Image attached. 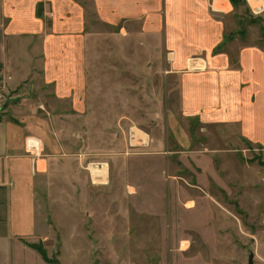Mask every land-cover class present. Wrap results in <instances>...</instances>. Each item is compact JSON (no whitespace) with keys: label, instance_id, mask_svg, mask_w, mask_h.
<instances>
[{"label":"rangeland","instance_id":"374dc122","mask_svg":"<svg viewBox=\"0 0 264 264\" xmlns=\"http://www.w3.org/2000/svg\"><path fill=\"white\" fill-rule=\"evenodd\" d=\"M228 6L226 47L216 52L239 67L247 50L258 72L264 4L211 2ZM88 12L99 33L84 104L51 94L52 110L37 107L57 146L38 195L45 231L0 264H248L251 253L264 264V143L238 123L184 116L179 78L158 70L157 40L99 26ZM4 89L0 120L12 93ZM35 142L27 139L28 152ZM92 164L108 166L106 182L94 181Z\"/></svg>","mask_w":264,"mask_h":264},{"label":"crops","instance_id":"0c3cea01","mask_svg":"<svg viewBox=\"0 0 264 264\" xmlns=\"http://www.w3.org/2000/svg\"><path fill=\"white\" fill-rule=\"evenodd\" d=\"M84 1L0 0L1 88L12 92L0 120V258L5 260L23 252V239L45 231L38 195L57 146L37 107L52 110L51 94L74 100L78 109L84 104L90 48L99 33L88 7L99 26L128 37L133 32L144 42L157 40L158 70L179 78L184 116L204 124L238 123L245 135L264 143L262 57L253 58L261 68L257 72L247 50L239 67L231 66L228 51L216 52L226 41L221 15L231 7L214 10L213 0ZM28 138L36 140L37 149L26 150ZM107 167L100 165L106 178L93 174L95 182H106Z\"/></svg>","mask_w":264,"mask_h":264},{"label":"bare ground","instance_id":"6f19581e","mask_svg":"<svg viewBox=\"0 0 264 264\" xmlns=\"http://www.w3.org/2000/svg\"><path fill=\"white\" fill-rule=\"evenodd\" d=\"M253 2H255V9H257V10H262V8H263V1L262 0H253ZM90 169H91V171H92V173L95 175V176H97V177H105L106 178V173L104 172H101L100 171V165L98 166V165H92L91 167H90ZM97 179V178H96ZM101 179V178H100ZM103 181V180H102Z\"/></svg>","mask_w":264,"mask_h":264},{"label":"water","instance_id":"95a60500","mask_svg":"<svg viewBox=\"0 0 264 264\" xmlns=\"http://www.w3.org/2000/svg\"><path fill=\"white\" fill-rule=\"evenodd\" d=\"M248 264H254V254L253 253L250 254Z\"/></svg>","mask_w":264,"mask_h":264},{"label":"built area","instance_id":"2783aa9c","mask_svg":"<svg viewBox=\"0 0 264 264\" xmlns=\"http://www.w3.org/2000/svg\"><path fill=\"white\" fill-rule=\"evenodd\" d=\"M1 87H0V102H1V100H3L4 99V94H3V92H1Z\"/></svg>","mask_w":264,"mask_h":264}]
</instances>
